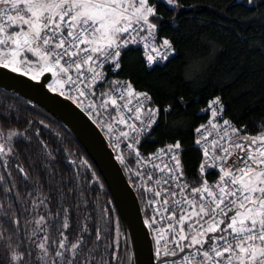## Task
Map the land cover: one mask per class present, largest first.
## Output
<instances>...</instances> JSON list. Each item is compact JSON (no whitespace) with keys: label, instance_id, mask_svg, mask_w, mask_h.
I'll list each match as a JSON object with an SVG mask.
<instances>
[{"label":"snow or ice","instance_id":"1","mask_svg":"<svg viewBox=\"0 0 264 264\" xmlns=\"http://www.w3.org/2000/svg\"><path fill=\"white\" fill-rule=\"evenodd\" d=\"M159 2L0 0V74L10 71L37 83L43 81L107 131L119 162L139 178L142 197L144 192L151 194L146 203L152 212L144 226L153 233L158 264H264V124L252 136L242 134L245 126L237 128L228 119L222 124L214 122L222 115V101L219 96L210 100L211 119L194 129L198 134L194 144L202 160L198 180L190 182L184 178L179 139L142 162L138 146L156 124L160 109L148 92L136 91L131 81L107 79L105 67L118 74L122 51L130 44L144 41L148 47L147 42L155 40L163 18ZM163 2L172 9L180 6L179 0ZM151 51L156 55L146 56L149 66L157 59L167 60L175 49L172 40L164 38L159 47L153 43ZM170 109L168 105L164 111ZM22 135L0 131V166L5 170L7 158H17L13 139ZM121 144L137 168L150 165V170L129 168L120 154ZM41 146L46 148L43 142ZM161 157L167 160L152 162ZM16 168L29 179L22 165ZM206 168L219 170L216 181L204 178ZM4 180L0 175V185ZM149 182L154 188L145 187ZM14 188L13 181L5 195ZM41 191L36 185L25 199L17 195L19 215L12 204L0 201V217H7L0 220V244L7 248L10 264H125L119 252L127 241L125 245H103L101 253L103 230L95 228L93 239L87 223L73 226L69 209L61 206L53 214L48 209L49 197L35 195ZM41 208L43 214L38 211ZM6 222L12 225L11 233L4 227ZM21 230L27 251L15 243L21 239ZM109 248L110 259H106Z\"/></svg>","mask_w":264,"mask_h":264},{"label":"trees","instance_id":"2","mask_svg":"<svg viewBox=\"0 0 264 264\" xmlns=\"http://www.w3.org/2000/svg\"><path fill=\"white\" fill-rule=\"evenodd\" d=\"M179 5L172 9L163 0L157 4L163 17L158 22L157 40L161 43L170 38L175 49L165 65L150 69L143 52L128 46L122 51L119 73L106 71L107 79L129 80L136 91L148 92L160 109L156 124L141 138L140 151L149 156L158 147L179 139L185 148L181 156L184 173L192 182L198 180L202 160L193 148L194 129L206 121L202 110L210 100L217 96L222 99L226 118L237 128L245 126L242 134L255 136L264 124V0H255L254 4L247 0H179ZM168 105L171 109L164 111ZM0 131L23 134L13 139L17 158H7V170L0 166V175L5 178L0 185V201L12 204L19 215L21 203L17 195L23 200L38 185L42 191L35 195L49 197L48 209L53 214L61 206L69 209L73 226L87 223L93 239L95 228L103 230L101 253L103 245H125L123 227L100 172L62 123L42 108L0 89ZM41 142L46 148H42ZM126 163L133 171H140L128 156ZM17 164L24 167L28 180L18 172ZM122 167L139 196L146 218L152 212L146 203L150 194L144 192L142 197L139 178L133 177L124 164ZM216 176L215 171L205 170V179L210 181ZM13 181L15 188L5 195ZM38 211L43 214L45 209ZM86 216L90 218L87 221ZM0 220L6 221L7 217ZM4 227L11 233V223H4ZM51 234L55 236V230ZM20 236L15 243L27 251L23 230ZM110 253L109 248L106 259H110ZM9 255L0 244V264H10ZM119 255L125 262V246Z\"/></svg>","mask_w":264,"mask_h":264},{"label":"water","instance_id":"3","mask_svg":"<svg viewBox=\"0 0 264 264\" xmlns=\"http://www.w3.org/2000/svg\"><path fill=\"white\" fill-rule=\"evenodd\" d=\"M0 89L45 110L83 146L100 172L116 207L127 241L125 264H158L154 258L152 233L144 226L145 217L139 196L110 142L95 121L70 100L50 91L43 81L37 83L5 71L0 74Z\"/></svg>","mask_w":264,"mask_h":264},{"label":"built area","instance_id":"4","mask_svg":"<svg viewBox=\"0 0 264 264\" xmlns=\"http://www.w3.org/2000/svg\"><path fill=\"white\" fill-rule=\"evenodd\" d=\"M137 39L140 40L139 37H137ZM144 43H145L144 41H140V42L137 43V44H130L129 46H134V47H136V48H139V49L143 52V55H144V58H145L146 65H147L149 68H152V67H154V66H158V65H165L166 62L169 60V58L175 53V51H174V53L169 54V57H168L167 60H159V59H157L155 62H153V63L151 64V66H149L148 62L146 61V56H147V55H153V56L156 55L155 53H153V52L151 51L152 44L155 43V44L159 47V45H160L161 43H159L158 40H157V34H156V38H155L154 41H151V40H150V41L147 42V43H148V47H145V46H144ZM173 47H174V46H173ZM106 69L109 70L110 73H112L109 67H107V66L105 67V69H104L105 72H107ZM107 78H108V72H107ZM221 101H222V99H221ZM209 102H210V101H209ZM208 104H209V103H208ZM208 104H207V106L202 110V113H203L204 115H206V121H205L202 125H206L207 122H208V120L211 119L210 111L207 110ZM156 107H157V106H156ZM222 107H223L222 115H221V116H218V117L216 118V120L214 121V122H217V123H219V124H222L223 119H227V118H226V113H225L226 107H225V104H224L223 101H222ZM84 111H85V110H84ZM85 112H86V111H85ZM86 113H87V112H86ZM229 121H230V120H229ZM230 122H231V121H230ZM231 123H232L235 127H237L233 122H231ZM97 125H98V124H97ZM154 125H155V124H154ZM98 126L101 128V130H102L103 133L105 134L107 140L110 142V144H111L113 150H114L115 153H116V156H118L117 149H115V148L113 147V140L110 138L109 134L107 133V131H106L105 129H103L100 125H98ZM121 127H123V126H121ZM209 130H211V129L209 128ZM150 131H151V130H150ZM196 135H198V134H195V135H194V139L196 138ZM142 137H143V136H142ZM210 139H211V137H210ZM172 144H174V143H172ZM168 145H169V144H168ZM165 146H166V145H165ZM165 146L158 147V148L156 149V151H155L153 154L149 155V156L144 155V154L140 151V149H139V147H138V150H139L140 153H141L142 162H143V158H147V157H150V156L154 157L155 154L157 153V150H158V149H161V148H164ZM193 148L197 149V150L200 152V154L202 155L201 151H200V150L198 149V147L194 144V140H193ZM121 150H122V151L120 152V154H122V155L125 157V160H126V158H127V156H128V150L124 148L123 144H121ZM184 151H185V148H184V146H183V151L181 152V156H182V153H183ZM118 160H119V159H118ZM161 160H167V157H161L160 159H155V158H154L152 162H154V163H160ZM229 163H231V161H229ZM206 169L213 170V171H215V172L217 173V176H216L215 179L210 180V181L208 180V181H209L210 183L216 181V180L218 179V171H219V170H218V169H212V168H206ZM139 170H140V171H148V170H150V165H147V166H145V167H143V168H139ZM183 171H184V169H183ZM184 178H185L186 180H188V179L186 178V176H185V173H184ZM145 179H146V177H145ZM188 181H189V180H188ZM138 183H139V185H140V180H138ZM145 187H153V188H154V185H153L151 182H149L148 184L145 185ZM149 194H150V193H149ZM150 195H151V194H150ZM157 199H159V198H157ZM152 237H153V234H152ZM169 239H171V237H169ZM153 241H154V238H153ZM155 247H156V245H155V241H154V248H155Z\"/></svg>","mask_w":264,"mask_h":264},{"label":"bare ground","instance_id":"5","mask_svg":"<svg viewBox=\"0 0 264 264\" xmlns=\"http://www.w3.org/2000/svg\"><path fill=\"white\" fill-rule=\"evenodd\" d=\"M148 67V66H147ZM151 69V68H150ZM200 153V152H199Z\"/></svg>","mask_w":264,"mask_h":264}]
</instances>
